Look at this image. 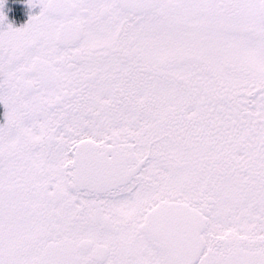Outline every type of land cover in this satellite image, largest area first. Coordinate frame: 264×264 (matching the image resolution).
Here are the masks:
<instances>
[{"label":"snow or ice","instance_id":"1","mask_svg":"<svg viewBox=\"0 0 264 264\" xmlns=\"http://www.w3.org/2000/svg\"><path fill=\"white\" fill-rule=\"evenodd\" d=\"M26 3L0 264H264V0Z\"/></svg>","mask_w":264,"mask_h":264},{"label":"flooded vegetation","instance_id":"2","mask_svg":"<svg viewBox=\"0 0 264 264\" xmlns=\"http://www.w3.org/2000/svg\"><path fill=\"white\" fill-rule=\"evenodd\" d=\"M4 14L7 20L4 25L0 27H6L8 23H11L14 27H20L27 22L29 15H35L39 13V6L29 8L26 0H5ZM2 106H0V121H1Z\"/></svg>","mask_w":264,"mask_h":264},{"label":"rangeland","instance_id":"3","mask_svg":"<svg viewBox=\"0 0 264 264\" xmlns=\"http://www.w3.org/2000/svg\"><path fill=\"white\" fill-rule=\"evenodd\" d=\"M0 106H2V105H0ZM3 112H4V108H3V106H2L1 121L3 120Z\"/></svg>","mask_w":264,"mask_h":264}]
</instances>
